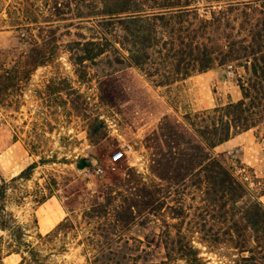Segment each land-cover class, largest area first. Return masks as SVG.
Masks as SVG:
<instances>
[{
    "label": "rangeland",
    "instance_id": "rangeland-1",
    "mask_svg": "<svg viewBox=\"0 0 264 264\" xmlns=\"http://www.w3.org/2000/svg\"><path fill=\"white\" fill-rule=\"evenodd\" d=\"M17 44L13 31L0 30V49ZM118 56L112 53L108 58ZM75 57L63 51L60 65L39 67L24 87L21 108L0 110V130L16 131L20 137L2 162L0 158V178L6 183L0 205L7 224L5 230L0 228V264H90L87 259L94 252L86 247L93 232L101 242H127L117 257L137 262L146 249L149 259L156 260L165 256L166 236L177 230L191 238L208 264L229 263L236 257L234 249L208 247L197 232L209 222L204 158L187 178V186H176L153 172V148L147 139L165 114L189 127L187 116L239 100V70L216 67L157 86V76L145 78L126 63L110 64L105 58L82 66L71 63ZM95 123L102 125L100 137L91 135ZM33 131L45 135L35 150L30 147ZM117 151L122 157L113 161ZM213 153L250 191L264 188V126L232 137ZM43 158L52 161L43 163ZM93 160L102 165L103 173L94 171ZM34 161L37 167L29 179L11 180ZM52 178L58 184L55 195L38 205L36 200L46 195ZM135 182L161 189L157 207L134 210V223L121 237L99 228L115 221L113 209H120L125 197L134 196ZM259 198L264 204V194ZM97 208V215L85 217ZM102 208L108 212H101ZM13 253L18 262H7L4 258Z\"/></svg>",
    "mask_w": 264,
    "mask_h": 264
},
{
    "label": "trees",
    "instance_id": "trees-1",
    "mask_svg": "<svg viewBox=\"0 0 264 264\" xmlns=\"http://www.w3.org/2000/svg\"><path fill=\"white\" fill-rule=\"evenodd\" d=\"M0 30L13 31L18 38L16 46L0 49V110L14 106L19 110L34 71L60 65L63 51L76 56L71 63L82 66L105 58L110 64L126 63L145 78L157 76V86L216 67L239 70V100L187 116L189 127L165 114L147 140L153 148V172L176 186L186 187L187 178L204 158L209 222L197 232L208 247L223 245L236 251V257L223 264H264V204L259 198L264 188L253 195L254 190L213 153L232 137L264 126V0H0ZM112 53L119 56L108 58ZM72 104L78 108L75 99ZM101 126L95 123L91 135L100 137ZM43 136L32 132L33 150L39 149ZM19 138L16 131L0 130V152ZM47 161L52 159H41ZM36 167L34 161L11 180L29 179ZM0 180L1 199L6 183ZM134 184V196L125 197L120 209H113L115 221L99 228L121 237L134 223V210L157 207L161 189ZM57 186L52 178L46 195L36 200L38 205L54 196ZM2 209L0 205V228L5 230ZM98 209L87 211L85 217L97 215ZM62 225L64 221L57 228ZM165 240L162 258L149 259L150 251L144 249V256L129 262L124 255L117 257L127 242H101L93 232L86 249L94 255L87 260L90 264H208L181 230Z\"/></svg>",
    "mask_w": 264,
    "mask_h": 264
},
{
    "label": "built area",
    "instance_id": "built-area-1",
    "mask_svg": "<svg viewBox=\"0 0 264 264\" xmlns=\"http://www.w3.org/2000/svg\"><path fill=\"white\" fill-rule=\"evenodd\" d=\"M121 157H122V152H121V151H117V152H115V153L113 154V156H112V160L115 161V160L120 159ZM92 166H93L94 171H95L97 174H101V173L104 172V168L102 167V165H100V164L98 163V161L93 160V161H92ZM86 172L89 173L90 170H89V169H86Z\"/></svg>",
    "mask_w": 264,
    "mask_h": 264
},
{
    "label": "crops",
    "instance_id": "crops-1",
    "mask_svg": "<svg viewBox=\"0 0 264 264\" xmlns=\"http://www.w3.org/2000/svg\"><path fill=\"white\" fill-rule=\"evenodd\" d=\"M16 143V142H15ZM15 143H13V144H11L8 148H6L4 151H2V152H0V158H1V162H2V160L4 159V156H6V154H7V152H8V150H10V148L15 144ZM0 162V163H1ZM16 256H18L17 254H10V255H7L4 259L7 261V262H15L16 261V263L18 262V259H17V257Z\"/></svg>",
    "mask_w": 264,
    "mask_h": 264
}]
</instances>
